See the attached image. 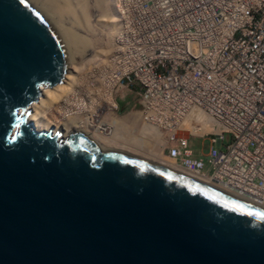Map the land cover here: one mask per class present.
Wrapping results in <instances>:
<instances>
[{
  "label": "water",
  "instance_id": "95a60500",
  "mask_svg": "<svg viewBox=\"0 0 264 264\" xmlns=\"http://www.w3.org/2000/svg\"><path fill=\"white\" fill-rule=\"evenodd\" d=\"M65 52L0 0V264H264V211L86 134L35 130Z\"/></svg>",
  "mask_w": 264,
  "mask_h": 264
},
{
  "label": "built area",
  "instance_id": "2783aa9c",
  "mask_svg": "<svg viewBox=\"0 0 264 264\" xmlns=\"http://www.w3.org/2000/svg\"><path fill=\"white\" fill-rule=\"evenodd\" d=\"M141 1L109 43L122 44V116L157 133L178 170L264 209V0ZM211 37L224 41L196 58L185 51ZM223 134L232 140L221 152ZM189 139L208 141L207 152Z\"/></svg>",
  "mask_w": 264,
  "mask_h": 264
},
{
  "label": "bare ground",
  "instance_id": "6f19581e",
  "mask_svg": "<svg viewBox=\"0 0 264 264\" xmlns=\"http://www.w3.org/2000/svg\"><path fill=\"white\" fill-rule=\"evenodd\" d=\"M21 1L41 15L53 28L66 58V72L61 83L51 88H42L40 97L30 106L31 111L27 120L32 123L35 130L47 131L52 128L54 131L59 130L62 135L79 131L98 145L140 157L147 163L227 194L210 183L175 168L172 161L160 153L161 139L158 134L149 132L144 126L139 127V119L135 118L137 114L118 116L115 112L117 105L113 93L117 92L115 89L122 75V44H116L113 51L106 45L93 49V43L88 39V35L93 33L91 28L99 24L101 28L107 29L105 32L107 43L109 28L112 31L110 36L121 33L122 13L125 14L126 6L128 11L140 9L144 7L143 1L124 0L126 6L123 3V7L112 13L109 11V0ZM210 2L205 0V3ZM90 11L98 17L93 24ZM76 29H82L85 35H80ZM222 41L224 38L211 37L207 40H196L194 43L188 42L185 51L191 58H196L201 52L208 54L213 51ZM209 46L213 48L210 49ZM77 55L81 56L79 61L74 59ZM85 73L87 75L84 77ZM98 111L103 113L100 119L96 114ZM58 112L60 116L57 115ZM62 114L67 116V119H63ZM96 123L98 126L92 128ZM105 124H109L106 126L109 132L99 134L96 129ZM133 130L135 134H132ZM115 140L119 142L115 143ZM253 206L264 211L261 207Z\"/></svg>",
  "mask_w": 264,
  "mask_h": 264
},
{
  "label": "rangeland",
  "instance_id": "374dc122",
  "mask_svg": "<svg viewBox=\"0 0 264 264\" xmlns=\"http://www.w3.org/2000/svg\"><path fill=\"white\" fill-rule=\"evenodd\" d=\"M123 3L125 4L124 0H109V4H110L109 11L112 13L113 11L118 10L119 7H123ZM125 6H126V4H125ZM127 12H128V8L126 6L125 13H127ZM90 18H91L92 24H93L94 23L93 21L96 20L98 17L94 16V14H92V12L90 11ZM106 30H107L106 28H101L99 24L98 25L95 24L91 28V31H93V33L92 34L89 33L88 39H90L92 41V43H93L92 48L93 49H97L100 46L106 45L108 48H110V51L114 50V45L109 47L108 43H110V38H114L115 39L117 35L114 34L115 36L114 35L110 36L112 34V31L109 28L110 32L107 34L108 42L106 43V37H105L106 36V33H105ZM76 31L80 35H85L83 33L84 31L82 29H76ZM116 41H118V38L116 39ZM117 45H119V44H117ZM108 48H107L106 52H108ZM80 57L81 56L77 55L76 57H74V59L76 61H79L78 59ZM86 75H87V73H85L84 77ZM96 79L98 80V78H96ZM120 91H121V89L118 90V92L115 94L116 97L114 99V102L116 103V105L118 107L117 110L115 111L118 116H122V110H123L122 102H119V99H120L119 96L121 94ZM57 115L60 116V113L58 112ZM66 117L67 116H64V114H62V118L63 119H67ZM231 140H232V138H231V136L229 134H223L222 141L220 143V146L217 149L219 151L223 152L225 150L226 146L231 142ZM114 142L118 143L119 140L118 141L115 140ZM200 143H201L200 139H189V141L187 142L189 149H194L195 152H198V151L201 150L202 154L204 155L207 152L208 148H209V143H208V141H203L201 143V145H200ZM195 157H199V156L197 155Z\"/></svg>",
  "mask_w": 264,
  "mask_h": 264
}]
</instances>
